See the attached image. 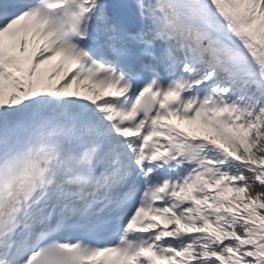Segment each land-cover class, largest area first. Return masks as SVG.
I'll return each instance as SVG.
<instances>
[{
  "label": "snow or ice",
  "instance_id": "obj_1",
  "mask_svg": "<svg viewBox=\"0 0 264 264\" xmlns=\"http://www.w3.org/2000/svg\"><path fill=\"white\" fill-rule=\"evenodd\" d=\"M0 264H264V0H0Z\"/></svg>",
  "mask_w": 264,
  "mask_h": 264
}]
</instances>
